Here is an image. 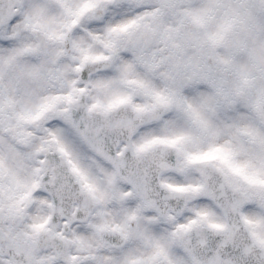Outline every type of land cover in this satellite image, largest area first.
<instances>
[{
  "label": "snow or ice",
  "instance_id": "1",
  "mask_svg": "<svg viewBox=\"0 0 264 264\" xmlns=\"http://www.w3.org/2000/svg\"><path fill=\"white\" fill-rule=\"evenodd\" d=\"M0 264H264V0H0Z\"/></svg>",
  "mask_w": 264,
  "mask_h": 264
}]
</instances>
